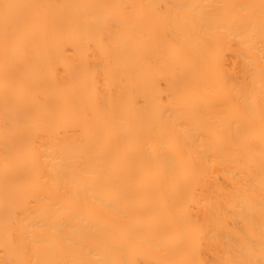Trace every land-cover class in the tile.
Listing matches in <instances>:
<instances>
[{
  "label": "bare ground",
  "instance_id": "obj_1",
  "mask_svg": "<svg viewBox=\"0 0 264 264\" xmlns=\"http://www.w3.org/2000/svg\"><path fill=\"white\" fill-rule=\"evenodd\" d=\"M0 264H264V0H0Z\"/></svg>",
  "mask_w": 264,
  "mask_h": 264
}]
</instances>
